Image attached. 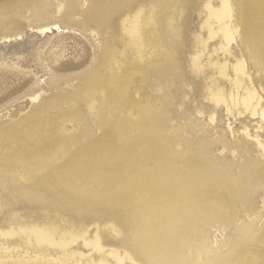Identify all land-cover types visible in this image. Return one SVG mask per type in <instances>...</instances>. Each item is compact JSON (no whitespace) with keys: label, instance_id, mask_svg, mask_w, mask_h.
<instances>
[{"label":"bare ground","instance_id":"1","mask_svg":"<svg viewBox=\"0 0 264 264\" xmlns=\"http://www.w3.org/2000/svg\"><path fill=\"white\" fill-rule=\"evenodd\" d=\"M173 1L153 0L148 11L143 7L134 11L138 0H108L95 6L93 15L96 13L105 19L111 36L115 35V20H121V37H125L128 44L117 47L112 36L114 38L102 49L100 66L96 69L98 65L94 66V70L80 80L78 87L65 93L64 97L48 104L40 101L42 94L31 97L33 103H38L31 117L23 119V122L28 119L27 124L25 122L28 134L23 132L22 135L27 137L24 140L28 147L20 145L18 158H14L13 144L7 148L10 154L5 150L9 161H15V166L19 163L20 188L14 185L26 203L38 201L41 206L50 204L79 215L95 214L97 219L108 212L115 214L112 222L104 228L97 224L90 231L85 225L77 226L74 221H50L44 220L43 216L39 221L28 220L23 218L24 213L14 212L9 228L5 229L6 225L0 230V264H264V252L256 251L258 246L264 245V222L259 228L252 223L236 225L242 213L250 221L259 219V223L264 217V212L254 213L256 198L264 191V139L260 135L264 128V88L262 85L257 87L243 58H236L234 62L227 60V55L232 56L230 45L242 31L238 18L245 20L244 11L236 15L230 0H217V6L211 0L206 1L208 20L204 26L209 38L205 41L200 37V50L192 63L198 74L207 73L206 68L212 70L205 84V99L212 106H208V113L199 112L209 118L207 128H215L221 108L234 119L246 115L259 120L255 133L244 126L243 133L238 134L253 140L258 148L256 157L252 156L241 136L235 139L231 124L228 128L234 141L216 133L213 144L221 148L223 155L227 150L234 158L240 156V163L223 166L218 157H212L209 143L202 142L199 150H193L183 147L179 140L177 148H172L167 140L164 141L161 108L145 99L148 103L143 104V98L136 99L131 95L130 78L133 75L126 67L130 64V70L137 68L144 73L153 65V59L158 56L155 50L163 48L155 26L160 13L171 9ZM81 3L80 0H59L57 11L63 13L62 19L71 21L80 14ZM42 11L40 13H44ZM176 21L177 18L173 19L167 27L173 38L180 39L182 29L175 26ZM75 24L85 25V20L75 21ZM37 32L47 35L63 30L58 24L40 23ZM260 33L264 40V30ZM216 38L219 46L213 52H223L226 59L222 63L211 55L204 64L203 54L208 41ZM57 44L50 59L56 64L67 50L61 42ZM161 52L165 69L175 68V53L165 49ZM84 108L88 117L96 118L99 127L108 131L103 142L80 146L79 133L82 131L74 134L69 129L73 136L69 133L71 136L66 138L67 126L59 132L60 128L54 129L60 120L63 124L68 123L74 132L79 130L84 123ZM14 130L6 133L11 135ZM11 139L13 141L14 137ZM47 143L55 146L49 154H45L50 147H44ZM43 149H46L44 153ZM65 157L69 159L63 163L61 160ZM4 169L0 170L4 185L1 191L15 180L7 175L8 170L1 172ZM213 226L233 230L235 236L226 250L209 247L206 233ZM103 233L121 237L122 241L117 244L120 248L109 245L103 239ZM79 248L88 254L79 253Z\"/></svg>","mask_w":264,"mask_h":264},{"label":"rangeland","instance_id":"2","mask_svg":"<svg viewBox=\"0 0 264 264\" xmlns=\"http://www.w3.org/2000/svg\"><path fill=\"white\" fill-rule=\"evenodd\" d=\"M42 1L46 5L43 4ZM58 1L59 0H35V2L34 0H0V170L6 167L1 172L7 173L8 170V173L10 174L7 173V175H11L10 178H15L16 180V182H14L15 180H12V184L8 185L9 187L6 186L7 188L3 187L1 191V188L4 185H2L0 178V209L3 211L0 210V230H2L1 228H5L6 225L8 227L5 229L9 228L10 217L14 212H16V214L24 213L23 218L26 217L28 220L35 219L36 221L37 219V221H39V218L43 216L44 220L48 219L50 221H74L77 226L80 227L85 225L90 231H93L97 224L101 228H104L112 222L111 218L115 215L108 212L102 213L97 219L94 218L95 214L79 215L74 212L60 210L50 204H43V206H41L38 201L26 203V200L20 196V190L17 189V186L20 188L21 184L18 173L19 163L17 162V166H15V161H9V156H7L9 153L7 148H9L10 145L13 144L15 146H13V153H16L14 158H18L17 155L20 154L19 149L22 144L23 146L28 144V142L25 141L27 137L22 136L24 133L25 135L26 133L28 134V126L26 125L28 119L24 122L23 119L31 117V114L38 103H33L31 97L35 94H42L40 101L44 100L46 104L64 97L65 93L72 92L75 87H78L77 84L79 85L81 81L94 70V66L98 65L95 69L100 66V58L103 53L102 49L105 48V46L108 45V42L114 37L117 41V47L121 46L122 48L123 45L128 44L126 38L121 37V20H115L113 26L115 35H112L114 37L111 38L112 36L109 33L108 26H106L103 21L104 18H100L96 13V16L95 14L93 15V9L95 6L106 3L108 0H85L86 2L80 0L82 1L80 14L76 15L74 17L75 19L73 18V20H71L72 22L65 18L62 19L63 13L57 11ZM206 1L209 0H174L171 9L164 10L160 13V19L155 26V32L159 37L157 39L161 41V44L163 43L162 50L165 49L170 53H175L177 63L175 68L165 69V66L163 65V61L165 60L161 56L162 50L157 49L155 51L158 56L153 59L154 63L151 65L152 69L151 67H147L144 70V73H141L137 68H135L136 70H130V64L126 69L133 75V77L131 76L132 78H130L132 97L136 99L143 98V104L151 102L156 107L161 108L163 137L164 141L167 140L168 146L177 148V142L182 140L183 147L199 150L202 146V142L206 144L209 143L212 146V157H218V161L223 166H227L234 164V162L240 163V156L234 158V156L227 150L224 151L223 155V153H221V148L213 144L214 139L216 138L215 134H223L228 141L232 142L234 141V136L228 128L229 124H231L232 128L235 130V139H237L241 136L238 134L243 133L244 126H247L252 134L255 133L258 130L257 125L259 124V120L257 121L246 115L234 119L229 117L226 111L221 108L217 115V121L214 125L215 128L212 129L207 128L206 126L209 122V118L199 114V112L203 110L207 112L212 106L205 99V84L207 83V78L212 70L206 68L207 73L198 74L194 71L192 63V58L195 56L196 52L200 50V37L205 41L209 38L208 30L204 26L208 20L207 11L204 6ZM211 1L217 6V0ZM230 1L234 7L235 14L244 11L245 20L239 16L238 23L241 28L240 30L242 31H240V35H237L235 41L230 45L232 56L227 55V60L229 59L230 62H234L236 58H243L257 87L262 85V88H264V40L261 38L260 33L264 30V0ZM33 2L35 5H33ZM152 2L153 0H138L134 11H137L140 7H143V9L148 11L151 8ZM39 5L41 9L38 7ZM41 10H43L42 12L44 13H40ZM38 16L39 18H37ZM176 18L177 21L175 26L182 29L180 39L173 38L167 27L169 23H171L173 19L176 20ZM60 19H62V21H60ZM80 19L85 20V25L75 24V21L77 23ZM40 23H46L47 25L58 24L62 27L63 32H54L53 34L47 35L39 34L37 28ZM8 38L9 41L7 40ZM259 39H261V41H259ZM58 42H61L60 45H64L67 50L62 60L56 64L50 59L52 56L51 53L55 49L54 47L58 45ZM218 43V38L208 41L207 50L203 54L202 62L204 64L208 62V57L211 55L214 60L219 59L222 63L225 61L226 58L224 57L223 52H213L214 48L219 46ZM262 95L264 96V92ZM144 99L148 102H145ZM82 110H84L82 115L84 118L82 126L84 127L81 126L79 130H75L74 132L72 127L68 126V123L63 124L64 122L59 120L60 123L57 121L55 123V126H57L54 129L60 128V130L58 129L59 132L65 130L67 126L66 129L69 131L67 132L68 134L63 131L65 132V136L67 135L66 138H69L73 133L78 134V131H82L79 133L82 138L80 140V146L91 145L92 142H95V144H97V142H103L104 134L106 135L108 131L105 132V130H102L103 128L99 127L100 123H98L99 121H97L96 118H90L86 115L87 109L84 108ZM14 127H17V129L14 130ZM12 128L14 130V133H12L13 136H11L12 134L8 135ZM69 129L73 133H71ZM204 130H206V133H204ZM260 132V135L262 134L264 139V128ZM69 133H71V135ZM81 133H83V135L86 133V136H83ZM132 133L135 135V131ZM3 134H5V136ZM6 134L8 135V140ZM133 134L132 136H134ZM11 137H14L16 143L13 142L14 140H10ZM17 138H19L20 141ZM240 139L244 140L245 144H248L252 156L256 157L258 154V148L253 140L245 137ZM21 140L23 142H21ZM18 142H20V144ZM47 144H45L46 146L44 147L47 148L50 146V149L47 148V151L46 149H43L42 152L44 153L46 151L45 154H49L50 150L55 149V146H52L51 143ZM74 148L75 147H72L73 150ZM5 150L8 153H6ZM4 156L7 158L5 159ZM68 159L65 157L61 161L64 163V161H67ZM6 160L7 162H5ZM11 163L13 164L11 165ZM5 164L7 166H5ZM13 166L16 167V170ZM6 173L1 174L6 175ZM11 185H13L12 188L10 187ZM11 192L13 193L11 194ZM62 192L63 190H61V193ZM18 196L19 198H17ZM2 203L6 204L3 205ZM263 203L264 191H260L256 198L254 209L255 214L264 212ZM1 204L4 206L3 208ZM5 206H8V208ZM13 209H16L17 211H14ZM243 214L245 213H242L240 219L237 220V226L242 223L255 224L256 228L263 226L264 217L261 223H259V219L250 221ZM7 217L10 219L8 220ZM234 236L235 234L232 229H224L219 226H213L207 229L206 233V239L208 244H210L209 247L213 250H226L228 245H230V242L233 241ZM103 239L107 241L109 245L115 246L122 241L121 237H116L109 233H103ZM74 247L77 248L78 246L74 245ZM117 247L120 248L119 246ZM256 251L259 253L264 252V245L258 246ZM79 253L88 254L87 251L82 248H79Z\"/></svg>","mask_w":264,"mask_h":264}]
</instances>
